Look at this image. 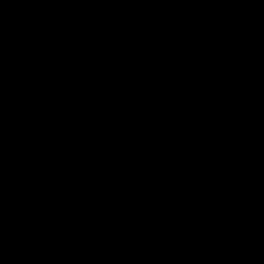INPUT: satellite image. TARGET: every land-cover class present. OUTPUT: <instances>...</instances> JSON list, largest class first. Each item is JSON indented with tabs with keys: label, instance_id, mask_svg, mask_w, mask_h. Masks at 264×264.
Segmentation results:
<instances>
[{
	"label": "trees",
	"instance_id": "1",
	"mask_svg": "<svg viewBox=\"0 0 264 264\" xmlns=\"http://www.w3.org/2000/svg\"><path fill=\"white\" fill-rule=\"evenodd\" d=\"M0 264H264V0H0Z\"/></svg>",
	"mask_w": 264,
	"mask_h": 264
}]
</instances>
